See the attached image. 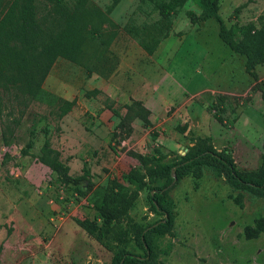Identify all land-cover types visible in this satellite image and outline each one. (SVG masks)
Returning a JSON list of instances; mask_svg holds the SVG:
<instances>
[{
    "label": "rangeland",
    "instance_id": "1",
    "mask_svg": "<svg viewBox=\"0 0 264 264\" xmlns=\"http://www.w3.org/2000/svg\"><path fill=\"white\" fill-rule=\"evenodd\" d=\"M92 1L101 8L109 5V0ZM235 3L232 8L228 7L227 0L222 4L220 15L227 27L255 23L264 12V0H236ZM188 10L196 15L200 14V9L193 2H188L175 14L171 35H182L188 31L191 24L186 15ZM110 18L121 26L132 22L141 25L157 20L158 15L151 5L141 4V0H122L112 11ZM217 28L216 21L210 19L200 35L207 41L210 37L213 44L216 42L219 47L225 48L226 52L222 51L223 54L216 56L221 58L230 51L216 34ZM133 47L138 50L137 41L123 34V38L117 40L111 51L122 58L133 52ZM186 49L187 47L182 49L178 58L184 57ZM216 53L214 50V55ZM234 57L237 61L238 57ZM229 68L231 65L225 62L222 70L225 72ZM233 68L235 79L239 78L238 82L241 84L238 63L234 62ZM139 75L142 77L145 74ZM107 79L95 74L89 76L82 67L58 59L44 86L65 100H74L71 112L57 121L48 116L46 107L33 104L22 117L16 110L11 111L12 115L8 118L0 117V182H6L5 192L0 186V196L12 208L27 211L37 209L39 212L47 197L45 203L60 206L63 216L71 214L72 209L76 208V213L70 215L73 224L76 219L92 218L94 215L91 199L93 193L81 196L74 186L61 182L58 175L39 160L46 139L51 148L59 153L61 164L68 168V175L80 177L84 175V169L88 170L85 186L90 184L94 189L107 187L113 178H120L136 166L137 161L130 153L149 154L158 149V153L153 154L156 155L154 162L171 164L179 160V155L185 156L192 149L199 150L208 146L214 148L213 143L216 144L217 141L206 133H198L192 126V118L187 123L175 122L173 127L163 129H154L153 125L156 123L149 122L150 127H144L143 123L137 121L131 135L126 137L125 130L120 128V122L127 112L120 103L118 112L112 114L109 140L102 142L100 118L105 100L102 88ZM258 89L263 95V81L252 91ZM213 111L215 110L209 108L214 117L218 113L222 120L228 116L220 107H217V112ZM237 114L238 112L235 117ZM14 118L18 120V125L12 122ZM95 118L100 125L93 130ZM7 120L13 130V140L9 145L2 142V124H6ZM92 130L99 139L89 137ZM221 130L216 123L212 127L214 134ZM234 157L239 172L252 174L245 176L246 178H259L264 150L256 153L247 165H240V154L236 153ZM201 163L202 176L199 180L188 174L177 181L174 171L171 174L174 181L167 190L166 198L171 203L169 209L173 216L172 226L169 233L151 238L152 260L147 264H264V232L254 239L244 236L247 227H256L257 220H264V189L237 188L219 165L215 166L207 160ZM140 172L144 174L145 169L141 168ZM168 181L166 178H158L150 183L145 179L141 189L130 187L127 212L115 229V232L122 230L126 233L121 240L115 239L113 232L101 244L81 229L75 235L72 229L67 228L66 235L58 239L54 237L52 241L50 236L40 241L13 242L8 239L14 231V227H10L6 229L7 235H0V264H113L121 252L143 255L137 240L139 230L163 220V216L153 210L150 194ZM49 201L52 204H48ZM40 215L41 211L39 216L29 219L40 225L43 222ZM9 245L22 250L18 251L17 256L9 257Z\"/></svg>",
    "mask_w": 264,
    "mask_h": 264
},
{
    "label": "trees",
    "instance_id": "2",
    "mask_svg": "<svg viewBox=\"0 0 264 264\" xmlns=\"http://www.w3.org/2000/svg\"><path fill=\"white\" fill-rule=\"evenodd\" d=\"M121 1L109 0V5L101 8L92 0H0V117L8 118L13 110L22 117L30 105L37 104L46 107L48 116L54 120H62L73 109L74 100H65L44 86L58 59L82 67L89 76L95 74L107 78L118 65V58L111 51V46L120 34L134 38L138 46L150 56L171 35L175 14L188 2H193L200 9L199 15L187 11L190 23L200 25L214 19L220 40L232 53L245 59L246 74L254 81L258 80L256 69L264 65V12L255 23L227 27L219 13L221 0H141V4H149L157 12V20L148 24L137 25L132 22L121 26L110 18ZM217 107L211 105L215 111ZM148 117L149 113L141 103L132 102L127 107L126 116L121 119L120 128L125 130L128 137L132 133L131 122L139 119L144 127H150ZM215 118L223 122L218 113ZM12 122L18 125L17 119L14 118ZM3 127L2 142L9 145L13 140V130L8 120L2 124ZM154 153L157 154L158 149ZM154 153H130L137 165L120 178H113L107 187L94 189L93 185L85 186L88 170L84 169V175L80 177L68 175V168L61 164L59 153L51 148L48 139L41 148L39 160L49 166L61 182L74 186L81 196L93 193L94 215L92 218L76 219L75 223L101 244L115 232L126 214L130 187L141 189L145 179L150 183L158 178L169 180L150 194L152 208L163 216V220L139 230L137 240L143 255L121 252L113 264H147L152 260L151 238L169 233L173 222L169 209L171 203L166 198L167 190L174 181L171 177L173 171L177 181L188 174L199 180L202 176L201 162L207 160L215 166L219 165L237 188L264 189V162L258 179L246 178L252 174L239 172L227 149L221 152L211 146L192 149L191 153L179 155V160L171 164L155 163ZM141 168L145 169L144 174H141ZM256 223V227L245 229L244 236L247 239L257 238L264 232V220H257ZM125 235V232L118 230L113 237L121 240Z\"/></svg>",
    "mask_w": 264,
    "mask_h": 264
},
{
    "label": "crops",
    "instance_id": "3",
    "mask_svg": "<svg viewBox=\"0 0 264 264\" xmlns=\"http://www.w3.org/2000/svg\"><path fill=\"white\" fill-rule=\"evenodd\" d=\"M223 2L224 0L220 1L219 13ZM235 2L236 0H227L228 7H234ZM209 20L200 25L190 24L188 31L182 35H170L150 56L139 46L138 50L133 47V52L122 58L116 55L117 68L108 79L106 78L107 82L102 88L105 95L100 118L102 124L95 118L96 125L93 127L95 130L101 126L102 142L109 140L112 114L118 112V103L124 105L127 112V107L132 102H139L148 111L149 122L156 123L153 125L154 129L173 127L175 122L184 124L192 118V126L198 133H206L212 140L217 141L216 144L213 143L217 152L229 149L236 167V153L240 154V165H247L256 153L264 150V100L259 89L252 91L256 85L264 82V65L257 67L258 80L254 81L244 70L243 57L229 50L227 56L218 58L226 52L225 48L219 47L216 42L213 44L210 37L207 41L200 35ZM216 34L218 35V28ZM121 37L123 38V34L116 38L111 50ZM222 44L224 45L223 42ZM184 46L187 47L184 57L178 58L182 49L186 48ZM214 50L217 52L215 55ZM234 55L238 57V62ZM225 62H228L231 68L224 72L222 68ZM234 62L238 63L241 84L238 82L239 78L235 79ZM139 74L145 75L141 77ZM211 105H218L229 117L225 116L222 123L218 122L209 112ZM236 112L238 114L235 117ZM93 115L96 117V114ZM137 121L141 122L139 119L131 122L132 129L138 124ZM215 123L222 128L216 135L212 133ZM93 130L89 137L99 139ZM2 183L3 180L0 186L5 192L6 182ZM44 196L46 197V191ZM45 200L40 210L38 209L43 218L39 225L29 219L39 216L37 209L27 211L12 208L3 196H0V235H7L6 229L10 227H14V231L8 239L13 242L40 241L50 236L52 241L54 237L58 239L66 235L67 228L72 229L75 235L79 234L80 228L70 220V215L76 213V208L72 209L71 214L63 216L60 206L47 205ZM48 204L52 202L49 201ZM8 249L9 257L17 256L18 251L22 250L12 245H9Z\"/></svg>",
    "mask_w": 264,
    "mask_h": 264
},
{
    "label": "built area",
    "instance_id": "4",
    "mask_svg": "<svg viewBox=\"0 0 264 264\" xmlns=\"http://www.w3.org/2000/svg\"><path fill=\"white\" fill-rule=\"evenodd\" d=\"M125 143H123V145H124Z\"/></svg>",
    "mask_w": 264,
    "mask_h": 264
}]
</instances>
